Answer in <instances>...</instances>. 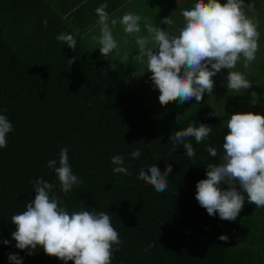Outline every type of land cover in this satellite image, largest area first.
<instances>
[{
    "label": "trees",
    "instance_id": "obj_1",
    "mask_svg": "<svg viewBox=\"0 0 264 264\" xmlns=\"http://www.w3.org/2000/svg\"><path fill=\"white\" fill-rule=\"evenodd\" d=\"M39 3L0 0V114L13 125L7 146L0 148V264H13L10 253L18 254L22 264H65L42 247L27 254L11 236L16 226L10 219L35 198L38 178L56 185L53 192L70 213L84 209L110 215L122 240L111 264H264V208L245 201L236 220L228 221L218 213L210 216L195 198L206 165L219 162L206 146L223 152L227 127L217 111L206 102L182 122L169 124L80 36L74 37L75 51L57 41L62 32L74 34L60 22L53 33L18 22L21 10ZM193 123L210 125L212 132L199 144L188 138L196 152L189 159L182 145L171 151L169 137ZM64 147L73 174L83 181L67 195L47 167L52 159L59 166ZM137 148L142 154L132 158ZM114 155L123 156L129 175L113 173ZM153 164L162 172L172 165L166 192L138 179L140 170ZM222 234L227 242L219 239ZM150 243L155 246L145 251Z\"/></svg>",
    "mask_w": 264,
    "mask_h": 264
},
{
    "label": "clouds",
    "instance_id": "obj_2",
    "mask_svg": "<svg viewBox=\"0 0 264 264\" xmlns=\"http://www.w3.org/2000/svg\"><path fill=\"white\" fill-rule=\"evenodd\" d=\"M108 5L101 4L95 9L100 35L93 36L97 41L101 56L109 58L113 52L118 61L127 64L129 53L121 54L118 41L113 35V28L119 23L127 36H135L137 54L132 57L136 70L133 77H141L151 72L154 88L159 90V103L166 106L170 102L183 104L195 98L203 99L205 92L213 94L214 77L222 69H228L227 89L234 92L247 90L252 83L244 73L233 71L243 60L247 69L256 59L259 51V22L255 19V4L245 0H195L191 7L181 9L184 23L176 32L168 28L174 25L169 15L161 20L167 28L154 25L146 18L134 12H125L109 23ZM247 13H253L249 16ZM144 20L142 32L141 20ZM45 24L47 21H43ZM75 34L60 33L56 40L63 42L75 51ZM77 57L68 59L71 65ZM115 69V68H113ZM177 122H182L178 114ZM227 132L223 138V152L211 145L206 150L212 157H218V163L206 165V178L196 184L195 198L210 216L217 213L222 220L234 221L247 201L264 208V115L254 112H236L227 119ZM13 131V125L6 115L0 114V148L7 146V134ZM212 132L210 125L189 124L174 132L169 137L171 151L179 146L186 150L189 159L196 152L188 138H194L199 144ZM141 149H135L130 155L139 158ZM114 174L129 175L121 155L111 157ZM59 181L60 190L67 195L74 186L83 181L74 175L69 163L68 148L60 149L59 166L57 160L47 163ZM147 169V170H146ZM172 165L166 164L162 172L153 164L142 168L138 179L151 185L157 192H166L168 175ZM227 187H221V185ZM238 186V187H237ZM55 184L38 178L33 182L35 198L27 201L25 210L12 215L11 222L16 226L11 233L16 241L15 247L27 250L31 255L38 247L50 257H56L67 264H111L114 251H119L122 240L111 223V217L104 211H68L63 200L53 192ZM221 241L227 242V235H220ZM4 244L10 241L4 240ZM115 246V247H114ZM155 245L150 243L145 251ZM13 264H22L18 254L8 257Z\"/></svg>",
    "mask_w": 264,
    "mask_h": 264
},
{
    "label": "rangeland",
    "instance_id": "obj_3",
    "mask_svg": "<svg viewBox=\"0 0 264 264\" xmlns=\"http://www.w3.org/2000/svg\"><path fill=\"white\" fill-rule=\"evenodd\" d=\"M162 1H167L168 4L171 0H151L150 10L145 13L146 18L156 24L157 21H159L158 12L160 10L161 14L169 13L175 22L170 29L174 30L176 25L179 23V20L176 18V16L179 15L177 12L174 13L172 11V4H168L166 8L161 9ZM256 20L259 22L258 29H260V38L258 41L259 51L256 54V59L247 69L243 67V60H241V62L237 64L236 68L233 69V71L244 73L246 78L252 83V86L249 89L244 91L241 90L239 93L227 89L226 77L229 70L222 69L219 73L212 77L214 80L212 95H208V93L205 92L203 99L199 102L193 98L183 104L170 102L166 106H161L158 100L160 95L159 90L154 88L153 82L150 79L152 73L145 72V74L141 77L132 76V73L136 70L135 66H139L136 65L135 61L132 59V57L137 54L138 48L135 44L134 35L127 36V43L125 44V33L119 23H117V25L113 28V35L119 43L121 54H123V52H128L130 54L129 61L127 64L121 63L118 61V57L115 55V52H113L111 57L106 59L108 63L112 64L121 73V75L127 79L131 86L137 90L140 95L148 103H150L155 108L157 113L169 124L172 125L177 123L176 117L178 114H181L182 118H184L207 102L217 111L226 125L229 116L236 112H254L264 115V91L259 89L260 83L264 80V12L261 11L258 13L256 15ZM159 25L168 27L167 25L162 24L161 21L159 22ZM180 25L181 24L176 27L175 32L178 30ZM99 35L100 27L99 25H96L88 32L87 39L98 45L97 41L93 40L92 37ZM140 35H146V31H143L142 29ZM245 201H247V197H245Z\"/></svg>",
    "mask_w": 264,
    "mask_h": 264
},
{
    "label": "crops",
    "instance_id": "obj_4",
    "mask_svg": "<svg viewBox=\"0 0 264 264\" xmlns=\"http://www.w3.org/2000/svg\"><path fill=\"white\" fill-rule=\"evenodd\" d=\"M150 2L151 0H40L37 8L31 6L27 11L24 9L21 10L18 13V22L21 24L26 23L28 28H30L32 31L34 30L36 32H40L51 30L52 33L58 29L55 25V22H60V24L70 29L75 35L80 36L83 39V42L94 54L102 57L99 50V45L87 39L88 32L94 26L98 25V16L95 9L101 4L106 3L108 5L106 11L109 14V21H111L113 18H119L125 12L129 11L146 18L145 13L150 10ZM194 2L195 0H171L168 2V4H172V11L174 13L177 12L180 16H176V18L179 20V23L176 25V27L179 24L182 25L184 23V19L180 10L191 7ZM220 2L225 3L226 0H220ZM245 2L255 4V19L258 13L261 11L264 12V0H245ZM168 4L167 1H162L161 9L166 8ZM158 14L159 21H157L156 24H153L161 28H167L166 26H160L159 22L163 18L169 16V13L161 14L160 10ZM247 14L249 16H253V13ZM34 20H36V22ZM45 20L47 21L46 24L43 22ZM144 22L145 21L143 19L140 22L142 29ZM176 27L174 30L170 28H168V30L175 32ZM258 31H260V29H258ZM262 81L263 82H261L259 85V89L264 91V80Z\"/></svg>",
    "mask_w": 264,
    "mask_h": 264
}]
</instances>
